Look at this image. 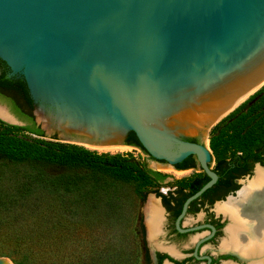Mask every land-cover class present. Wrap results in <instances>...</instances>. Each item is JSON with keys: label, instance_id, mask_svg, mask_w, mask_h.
<instances>
[{"label": "water", "instance_id": "water-1", "mask_svg": "<svg viewBox=\"0 0 264 264\" xmlns=\"http://www.w3.org/2000/svg\"><path fill=\"white\" fill-rule=\"evenodd\" d=\"M0 63L50 140L197 158L209 181L178 224L220 182L209 132L264 86V0H0Z\"/></svg>", "mask_w": 264, "mask_h": 264}, {"label": "rangeland", "instance_id": "rangeland-1", "mask_svg": "<svg viewBox=\"0 0 264 264\" xmlns=\"http://www.w3.org/2000/svg\"><path fill=\"white\" fill-rule=\"evenodd\" d=\"M4 102L0 99V107L5 110ZM18 135L25 137L23 133ZM184 136L196 137L192 133ZM45 139L50 140L48 136ZM82 147L98 154H122L138 163L145 161L149 169L170 176L168 181L191 174L163 168L131 146L115 152ZM210 152L215 163L211 149ZM232 153L228 152L227 157ZM17 175L16 170L3 172L0 178L3 202L16 194ZM154 186L141 188L133 182H122L109 190L94 191L89 188L53 191L42 187L22 206L7 209L0 206V258L10 262L12 257L26 259L31 264H141L136 236L140 201L143 193Z\"/></svg>", "mask_w": 264, "mask_h": 264}, {"label": "trees", "instance_id": "trees-1", "mask_svg": "<svg viewBox=\"0 0 264 264\" xmlns=\"http://www.w3.org/2000/svg\"><path fill=\"white\" fill-rule=\"evenodd\" d=\"M3 92L11 93V96L7 97ZM1 95L25 123L24 126H17L0 120V178L5 170L18 172L14 186L16 194L4 202L0 196V206L4 209L13 205L22 206L42 187L53 191L80 188L94 191L109 190L112 185L122 182H133L145 188L153 184L152 176L167 177L149 169L145 161L138 163L122 154H98L82 146L58 142L55 137L45 139L32 114L33 102L13 87L4 75L0 76ZM15 100L28 108V113H23ZM19 133L25 137H20ZM124 143L148 156L137 138L127 136ZM209 147L215 158L214 169L222 176L245 174L249 168L244 166L251 159L264 165L261 156L264 152V86L211 130ZM230 151L233 153L227 157ZM240 167L242 169L239 170ZM12 262L31 264L26 259L13 257Z\"/></svg>", "mask_w": 264, "mask_h": 264}, {"label": "flooded vegetation", "instance_id": "flooded-vegetation-1", "mask_svg": "<svg viewBox=\"0 0 264 264\" xmlns=\"http://www.w3.org/2000/svg\"><path fill=\"white\" fill-rule=\"evenodd\" d=\"M1 75L10 80L7 66L0 63ZM3 94L7 97L11 96V93L3 92ZM4 97L1 95L0 99L3 100ZM15 102L23 113H28V108L26 109L20 101L15 100ZM4 103L7 106L5 111L22 122L24 126L25 123L6 102ZM126 137L127 135L125 140ZM179 139L198 144L202 142L201 136ZM209 143L210 134L208 135ZM261 156L264 158V152ZM147 158L154 161L149 156ZM244 168L249 170L243 175L235 171L234 175L222 176L213 166L212 170L217 174L220 182L211 193L209 188L192 200L178 224L177 219L185 201L205 185L209 177L199 169L197 158L174 171L191 173L179 180L168 181L170 176L167 174L164 178L152 176L155 186L142 195L136 228L141 264H252L247 253L249 248L246 246V239L239 238L241 230H233L236 224L233 217L219 208L230 199L237 198L240 191L250 182L249 180L256 175L257 169H264V165L260 161L255 162L251 159ZM246 178L249 179L245 180ZM151 200L158 206L157 222H154L148 213ZM152 221L156 224L151 227Z\"/></svg>", "mask_w": 264, "mask_h": 264}, {"label": "bare ground", "instance_id": "bare-ground-1", "mask_svg": "<svg viewBox=\"0 0 264 264\" xmlns=\"http://www.w3.org/2000/svg\"><path fill=\"white\" fill-rule=\"evenodd\" d=\"M245 100V99H244ZM244 100L240 101L243 102ZM0 117L10 121L9 114L0 107ZM98 151L115 152L128 148L127 146L91 147ZM222 211L231 214L236 222L233 230H241L240 239H246L248 255L252 264H263L264 260V169L258 168L256 177L250 181L238 194L237 198L230 199L219 207ZM158 206L150 201L149 216L154 222L158 220ZM152 221L151 227L156 223ZM234 222V223H235ZM155 228V227H154ZM244 231V232H243ZM243 245V244H242ZM245 250V249H244ZM243 250V251H244Z\"/></svg>", "mask_w": 264, "mask_h": 264}]
</instances>
